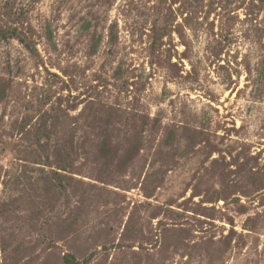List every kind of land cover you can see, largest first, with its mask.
Listing matches in <instances>:
<instances>
[{
	"label": "rangeland",
	"instance_id": "374dc122",
	"mask_svg": "<svg viewBox=\"0 0 264 264\" xmlns=\"http://www.w3.org/2000/svg\"><path fill=\"white\" fill-rule=\"evenodd\" d=\"M0 264H264V0H0Z\"/></svg>",
	"mask_w": 264,
	"mask_h": 264
}]
</instances>
